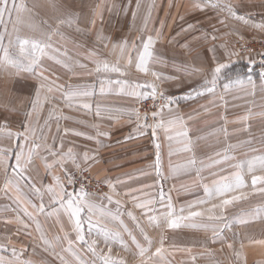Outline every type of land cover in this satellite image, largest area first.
<instances>
[{
	"label": "crops",
	"instance_id": "crops-1",
	"mask_svg": "<svg viewBox=\"0 0 264 264\" xmlns=\"http://www.w3.org/2000/svg\"><path fill=\"white\" fill-rule=\"evenodd\" d=\"M19 2L26 10L5 17L0 27L4 47L15 51L17 36L51 37L52 48L59 51L43 60L47 79L0 64V153L9 157L0 159V258L4 264H98L92 254L107 257L112 264L129 254L130 264H141L129 232L148 249L143 257L146 264H264V211L257 212L264 209L260 191L264 185L254 188L251 184L252 176L264 171L245 169L246 187L226 197L205 191L221 177L240 171L236 165L264 156V65L256 56L238 58L236 54L238 44L264 39V0H213L220 7L206 0ZM228 5L235 15L225 10ZM149 35L156 43L145 73L137 67L138 53ZM97 61L117 66L121 72L96 73ZM220 65L224 67L215 91L195 96L192 90L203 89ZM238 79L244 83H236ZM101 80L121 83H105L101 91ZM76 87H87L90 94L67 99L66 93ZM37 92L42 99L34 107ZM155 96L175 103L147 121L139 116L138 106ZM177 117L188 133L192 152L182 150L184 137H176L179 129L170 133L157 127L161 118L167 122ZM24 127L34 130V139L41 145L25 172L41 189L40 195L29 181L11 174L18 141L7 134ZM169 135L174 139L169 140ZM69 149L75 161L57 163ZM193 156L197 165L182 169ZM81 170L107 185L112 203L106 196L88 198L118 213L116 221L102 223L120 232L122 242L105 240L93 230L86 232L89 244L83 245L66 213L46 215L32 207L43 201L47 213V186H54L56 178L66 184L65 172ZM17 180L22 193L15 187ZM158 184L171 194L172 209L157 204L149 215L172 211L169 219L177 220L176 228L163 219L153 224L144 210L135 207L132 196L140 190L155 193ZM110 185L115 186V194ZM233 196L241 198L223 204ZM200 205L223 208L209 215L204 209L192 211V206ZM193 212L200 215L192 216Z\"/></svg>",
	"mask_w": 264,
	"mask_h": 264
},
{
	"label": "snow or ice",
	"instance_id": "snow-or-ice-1",
	"mask_svg": "<svg viewBox=\"0 0 264 264\" xmlns=\"http://www.w3.org/2000/svg\"><path fill=\"white\" fill-rule=\"evenodd\" d=\"M206 3L211 5L212 7H220L219 2L213 3V0H206ZM199 7V5H197ZM26 10V5L22 2L18 3V0H0V27L3 26V22L5 17L11 18L13 13H20ZM226 11L229 13L235 15V12L231 8L230 5H228L225 8ZM238 19H244L243 17H237ZM51 37H48L47 40L45 39H34L29 37H16V42L13 45L15 51L10 52L9 48L4 47L3 45V37L0 36V52H2V57H0V64H8L10 66L16 67L18 70H23L27 72H32L33 74H36L38 78L41 79H47V77L44 76L43 73V60L46 56H48L49 59L54 58L53 55L56 52H58V49H53L51 43L49 42ZM12 42L9 41V44ZM156 40L153 38V36L149 35L142 43V49L138 53V64L137 67L142 72L148 71V63L152 61L153 59V49L155 47ZM60 59L57 58V63H60ZM67 66V65H66ZM224 65H220L214 69L212 78L205 84L203 89H193L195 96L204 95L206 93H212L215 91L216 81L221 73L222 68ZM96 73H109V72H121V69L117 66H109L107 63L103 61H97V66L95 68ZM91 74V73H90ZM251 76L247 77L248 82H251ZM120 84L121 81H112V80H101V91H103V86L105 83L112 84V83ZM238 84L244 83L242 79H238L236 81ZM41 87H44L42 84ZM136 87H140V85H137ZM151 87V86H148ZM225 88L229 87L228 84L224 85ZM49 91H51V88H49ZM89 90L87 87H76L71 89L68 93H66V98L69 100L78 98V97H86L88 96ZM191 98V97H190ZM41 97L39 92H37L36 102L34 104L35 106H38L41 102ZM46 99V98H44ZM175 103L174 100L171 98L168 100V103L165 105V107L170 106L171 104ZM83 107L89 108L90 105L84 104ZM163 112V108L160 110ZM156 113H153V117H156ZM157 127L163 128L167 132H172L175 129H179L176 132V137H184V141H182L183 145V151L186 152H192L193 149L191 147V141L188 138V133L183 128L182 121L179 117H177L175 120H169L165 122L163 118H161L157 122ZM155 135V131L153 133ZM8 138H14L18 141L16 147H15V155H14V167L11 169V174L14 177H19L20 180H26L29 181V187L33 189V191L37 194H41V189L36 188L34 184H32L27 176H25V172L27 171L29 165L32 163V160L35 156L39 154V151L41 149V145L36 143L34 137L35 132L31 128L24 127L23 131L17 132L15 134L9 132ZM169 140L174 139L172 135L168 136ZM157 148H159V144L156 145ZM0 159H9L8 156L0 153ZM88 157L85 156V160H87ZM223 159H228V157L225 155ZM67 160H73L75 161V157L72 155V150H68V154L66 156L60 155V159L57 161V163L62 164L63 162ZM197 165V160L193 156L192 158L188 159L184 165H182V169H188L191 167H195ZM47 167H51V165H46ZM79 167V165H77ZM236 167L240 170L235 173L234 176L230 177H221V179L215 184L213 188H206L205 191L208 193V195H218L221 197L228 196L229 193L236 192L239 189H243L246 187L244 175L243 172L246 171L248 173H254L257 169L260 171H264V156L258 157L256 159L249 160L247 163H240L236 165ZM156 171L157 174L160 175V162L159 159H157L156 162ZM65 179L72 184H79L80 187L77 190L75 187L72 188L71 191L67 190V185L63 183L59 178L55 179L54 186L49 185L46 188V192L50 194L49 196V205L48 212H45L46 205L43 201L39 204V206L32 205L33 208L38 213H44L46 215H59L61 212L66 213L68 215V218L72 221V226L74 231L76 232L77 240L79 243L83 245H88L89 242L86 239V232L92 233L93 230L97 233L102 235L105 240H121V234L120 232L113 231L107 227L106 224L102 223L103 220H112L116 221L118 219V213L113 214L111 210L107 208L106 205L102 203H96L94 200L89 199V194L85 191L83 182L78 180L75 177V173H68L65 172ZM8 184H11V181L7 182ZM252 186L255 188L257 185H264V175H253L251 180ZM7 187V185H6ZM16 189L18 192L22 193L21 186L19 184V180H17ZM112 187V190L115 194V186L110 185ZM157 191L155 193L152 192H144L143 190H140V193L137 195H133L132 199L135 202V207L140 208L144 210V214L147 216L148 220L152 222L153 224L158 225L160 220L163 219L165 222H167L168 226L171 228L178 227V223L176 219H169V217L172 216V211L163 212L159 215H149V213L153 212L154 206L157 204H164L166 208L172 209L171 204V194L168 192H165L163 189L162 184L156 185ZM261 192H264V187L260 189ZM126 195H131V193H126ZM241 197L239 196H233L231 199H224L223 204L229 205L232 204L234 200H239ZM106 201L108 203H112V196H106ZM28 203L31 204V201H28ZM117 205H119V201L115 202ZM86 209V211H85ZM183 211V209H182ZM264 211V209H258L257 212ZM25 212L27 215H31V213L27 212V209H25ZM129 216H132L131 213H128ZM192 216H198L200 213L193 212L191 213ZM99 217V219H97ZM132 219L135 220V217L132 216ZM119 223L123 226V221H119ZM139 226V225H138ZM124 230L127 231V227L123 226ZM37 228H40V224L37 223ZM141 233H143V228L140 229ZM129 236L132 238V242L136 244V247L139 250V255L142 258L141 264H146V262L143 260V257L147 253L148 249L145 248L143 245L138 243L136 241V237L132 236V233H128ZM144 239L151 244L150 239L145 234ZM45 244H47L49 247H52V244L50 241L45 239ZM72 242L69 241V248H71ZM230 246V245H229ZM90 251H94L91 246H89ZM163 249H157L155 255L160 256ZM15 254V253H14ZM102 264H111V261L107 257H101ZM0 264H4V261L2 258H0Z\"/></svg>",
	"mask_w": 264,
	"mask_h": 264
},
{
	"label": "built area",
	"instance_id": "built-area-1",
	"mask_svg": "<svg viewBox=\"0 0 264 264\" xmlns=\"http://www.w3.org/2000/svg\"><path fill=\"white\" fill-rule=\"evenodd\" d=\"M238 53L243 52L245 54H257L259 53V61L264 64V39L255 42V44L250 45H239ZM167 101L165 98L161 96H155L149 99H145L141 101L138 106V114L145 118V120L149 121L153 117V113L158 114L162 108H165ZM75 177L83 182V186L85 191L89 195H94L97 197H105L109 195V189L105 183L100 180L93 178V176L88 171H78L75 172ZM67 190L71 191L73 187L77 190L79 189V184H72L71 182L66 180Z\"/></svg>",
	"mask_w": 264,
	"mask_h": 264
},
{
	"label": "rangeland",
	"instance_id": "rangeland-1",
	"mask_svg": "<svg viewBox=\"0 0 264 264\" xmlns=\"http://www.w3.org/2000/svg\"><path fill=\"white\" fill-rule=\"evenodd\" d=\"M258 41H260V39L259 40H255V41H249V42H246V43H243V44L250 45V44H255V42H258ZM239 45H242V44H238L237 47H236V54H237V57L238 58L256 56L259 59V57H260L259 56L260 55L259 53H257V54H245L243 52H241V53L239 52L238 53V50L237 49H238ZM91 196H94V195H91ZM95 197H97V196H95ZM196 208H198L197 210H199V211L204 209V212L206 213L205 215H207V214L209 215L213 211H216L218 213L222 212V208L223 207L211 206V205H205V206H201L200 205V206H196V207L195 206H192V211H195L194 209H196ZM221 224H223V223H221ZM101 257H103V256L97 255V254H92V259L94 261H96L98 264H102ZM131 258H132L131 255H129V254L127 255L126 254L125 255V258H123L124 260L122 262H117V264H130V262H132ZM118 261H120V260H118ZM111 264H112V262H111ZM114 264H116V263H114Z\"/></svg>",
	"mask_w": 264,
	"mask_h": 264
}]
</instances>
